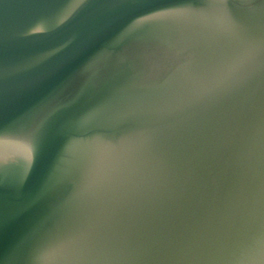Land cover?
<instances>
[{
	"label": "water",
	"instance_id": "obj_1",
	"mask_svg": "<svg viewBox=\"0 0 264 264\" xmlns=\"http://www.w3.org/2000/svg\"><path fill=\"white\" fill-rule=\"evenodd\" d=\"M0 264H264V0H0Z\"/></svg>",
	"mask_w": 264,
	"mask_h": 264
}]
</instances>
